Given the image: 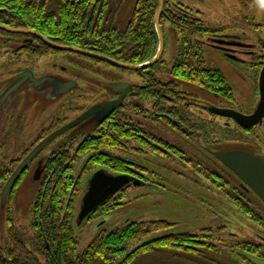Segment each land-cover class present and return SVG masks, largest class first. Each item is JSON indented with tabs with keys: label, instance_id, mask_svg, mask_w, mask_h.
<instances>
[{
	"label": "trees",
	"instance_id": "obj_1",
	"mask_svg": "<svg viewBox=\"0 0 264 264\" xmlns=\"http://www.w3.org/2000/svg\"><path fill=\"white\" fill-rule=\"evenodd\" d=\"M159 3L160 0H0V22L2 20L11 27L26 25L42 31L47 39L57 37L58 40L54 41L62 44L99 53L122 63L139 65L151 61L158 51L155 17ZM180 6L190 10L178 0H165L161 17L163 29L169 24L182 33L181 43L184 46L179 58L173 64L162 58L153 67L139 72L147 77L150 98L159 107L158 112L164 115V120L154 116L149 121L150 124L165 125L164 135L161 136L164 139L158 138L153 129H148L149 135L145 134L140 126L132 136L125 134L120 128L125 123L119 122L116 137L110 127L104 137L94 140L102 143H83L75 155L62 151L57 159L49 163L55 172L43 178L34 203L32 226L36 237L32 247L29 248L22 234L12 227L9 229L7 249L0 245V264H234L220 249L224 240L210 235L213 229H206L202 235L167 233L175 226L168 220L130 222L114 231L103 232L82 254H77L74 249L78 242L70 226L72 219L69 215L64 216V211L65 205L72 206L81 192L82 176L76 178L73 175L80 159L88 157L84 174L106 167L114 176L128 173L135 176H129L131 184L121 190L120 193H125L119 200L121 202L128 198L126 193L135 186L133 181L140 180L139 186L148 185L152 176L156 175L155 170L149 169V163L154 164L149 156L157 155L168 163L172 162L171 158L185 160L188 157L189 164L195 162L185 144L197 146L198 151L209 156L207 165L211 176L206 175L205 178L208 181L212 179L215 185L222 188L230 201L264 232L262 205L251 195L263 206L264 203L215 155L198 143L201 138L206 145L216 147L221 143H234L230 141L233 138L249 143L254 137L237 127L228 128L221 124L220 119L223 118L213 112L207 117L197 114L193 109L195 100L189 99L191 96L178 87L176 82L209 86L224 93L225 97H234L220 70H206L203 65L193 63L192 38L219 30L208 28L200 16H185L186 11ZM159 74L164 79L165 97L162 98L157 95L158 86L162 83L158 79ZM211 82L212 86L209 85ZM175 91H180L179 108L170 104ZM223 170L240 181V188L233 187V181L225 179ZM161 178L168 180L166 175ZM159 186L162 187L163 183ZM114 201L112 196L100 207L114 211L117 208ZM261 237L259 242L238 239V245L235 244L236 251L247 257L250 264H264V235ZM40 255L45 258L44 263H41Z\"/></svg>",
	"mask_w": 264,
	"mask_h": 264
},
{
	"label": "flooded vegetation",
	"instance_id": "obj_2",
	"mask_svg": "<svg viewBox=\"0 0 264 264\" xmlns=\"http://www.w3.org/2000/svg\"><path fill=\"white\" fill-rule=\"evenodd\" d=\"M237 1L238 4L242 6L241 3H243V0ZM181 9L184 8L181 7ZM188 9L190 10L184 9V11H186V13H184L185 16L192 18L200 16V14L195 13L191 8L188 7ZM6 24L1 20L0 25L33 33H10L0 29V181L2 182L0 187L2 188V194L8 181L20 165L51 135L81 119L94 106L105 105L109 102H116L121 99L123 92H113L108 86L125 83L131 86V88L129 87V92L125 93L121 104L110 114L104 118H101V115L89 116L75 127L51 140L40 150L21 172L9 192L8 199L13 201L9 203V215H11V211H18V207L13 206L16 200L12 197L17 195V192L23 187L26 181L29 182V180H32L34 183L38 184L44 177L50 176V172H55V169L52 171L49 167V163L53 159H57L62 151L71 153L70 149L62 150L60 148H70L78 142H80V146L90 141L97 144L102 143L94 140L104 137L110 127L113 128L112 134L116 137V129L118 124H120L119 122L125 123L120 127L125 134H130L132 136L140 126L145 134L149 135L148 129H153L154 132H156L155 134L158 135L155 136L164 139L161 136L164 135L165 125L162 124L158 126L154 123L150 124L149 122L154 116L164 120V115L158 112L159 107H157V104L150 98V84L148 83L147 77L136 72L143 79L144 82L142 84H136L129 80L117 79L116 77H113L111 80H95L91 82L89 79L92 77L86 78L83 73H78L76 71L70 72L65 64L72 61L73 65L76 63L77 67L85 71L86 64L96 67V65L104 64V62H98L99 60L88 58L76 52L55 49L34 34L38 33L46 37L44 33L38 29H30L26 27V25L11 27V25ZM253 28L256 33H260L264 25L262 23H255ZM221 32L222 31L219 30L218 32L205 33V35H202L205 36L204 38H201V36L192 38L191 44L195 52L193 54V56H195L193 63L196 66L199 64L203 65L206 70L213 69V67L206 64V60L203 56L204 46L207 44L220 51L229 61V65L235 64L238 65L239 68L243 66L246 70H251L253 72L252 74H255L254 103L246 109V101H241L227 74L225 72L223 73L221 70L230 90L234 93L233 99H230L228 96H223L224 93L222 94V92L214 91V89L209 86L204 87L196 84L176 83L179 88H183L191 96L189 99L195 100L193 109H195L194 111L197 114L200 113L202 117L209 116L214 108L234 110L246 115L254 114L261 101L260 81L264 70V38L260 37L257 39L259 40L258 43L252 44L247 43L246 40L248 37L245 34L246 37L240 35L227 36ZM50 39L48 40L58 45L73 46L54 41L58 40L57 37H50ZM203 39L207 41L204 42ZM183 46L184 44L179 43L177 47V57L173 63L179 58ZM162 58L164 60V57ZM109 66L113 67L111 65ZM113 68L120 69L117 67ZM252 74H250L251 77ZM14 79H16L15 84L17 83L18 86L14 91L8 92L11 90L10 87ZM158 79L162 83L158 86L157 95L159 98H162L165 97L164 79L160 74L158 75ZM67 82L74 83V85L72 84L71 87L64 90V84ZM87 85H90V87L94 89H100L105 94L104 98H100V100L96 101L94 95L89 93L86 94ZM209 85L212 86L213 83L211 82ZM176 87L177 86H175V88ZM195 87L200 88L204 97H199L198 94L193 93L194 89H196ZM176 93H174L175 96L173 99L170 98V100H173V102L170 101V104L174 106V108H179L181 106L180 91ZM159 98L157 99V103H159ZM222 118L223 120L225 119L224 124L228 128L237 127L243 133H255L256 135L259 131L264 132V120L254 127L245 128L238 125L230 118ZM124 133L121 132V135H124ZM262 139L264 138L258 135L249 143L229 147L223 151L243 150L254 156L264 158V144ZM202 140L203 139L200 138L198 143L200 144ZM220 145L221 144L216 147H220ZM57 146L59 148L52 150V147ZM11 148L13 152H11ZM39 169L42 170V177L39 181H36L35 177ZM100 171L112 175L106 167H99L95 172L97 173ZM126 175L135 177L129 173ZM52 176H54V174H52ZM36 198L37 196L35 194L34 203L36 202ZM11 206L14 207L13 210ZM1 208L5 210V205L2 207L1 204Z\"/></svg>",
	"mask_w": 264,
	"mask_h": 264
},
{
	"label": "rangeland",
	"instance_id": "obj_3",
	"mask_svg": "<svg viewBox=\"0 0 264 264\" xmlns=\"http://www.w3.org/2000/svg\"><path fill=\"white\" fill-rule=\"evenodd\" d=\"M178 1L187 8H191L195 13L200 14L201 19L208 28L219 29L224 35L247 36V43L252 44L258 43L259 40L257 39L260 37L264 38V28L260 33H256L253 28L255 23H262L264 25V0H243V3H241L242 6L238 4L237 0ZM164 33L166 42L163 57L167 63H173L177 57V47L182 42L183 36L182 33H177L169 24L164 26ZM204 37L201 36V38ZM203 40L204 42L207 41L206 39ZM203 56L208 66L217 68L227 74L238 97L241 101H246V109L250 107L255 100V95L253 94L255 90V74H252L253 72L251 70L247 69V71L245 67L242 66V68H239L235 64H230L232 67L231 72L229 61L213 46L206 44L204 46ZM65 65L69 68L70 72L76 71L83 73L86 78L92 77L89 79L91 82L95 80H111L113 77L129 80L136 84H142L144 82L136 72L116 69L106 64H98L96 67L86 64L85 71L77 67L76 63L73 65L72 61ZM250 74H252V77ZM87 93L94 95L96 101L105 96L100 89H94L90 85L86 86ZM193 93L198 94L199 97H204L200 88L194 89ZM224 120L220 119L223 125H225ZM251 135L254 138L258 135L264 138V132L261 131L257 135L255 133ZM175 140L179 141L177 139ZM262 140L264 144V139ZM230 141L234 143H221L220 147L216 148L224 150L243 144L242 141L240 142L236 138ZM185 145H187L188 151L195 159V162L189 164L188 160L190 158L188 157L185 159L187 161L180 160L179 158H171L172 162L168 163L165 158L157 155L149 156L154 163H149V169L150 171L155 170L156 177L152 176L153 179L148 185L139 187L132 186L126 193L128 198L121 202L119 200L123 195L125 196V193L118 192L113 196L115 198L113 204L117 207L114 211H107L105 208L99 207V210L97 209L98 211L95 210L81 224H78L77 218L81 211L82 199L87 191L89 181L97 170L95 169L84 174L83 169L87 165L88 157L80 159L73 175L76 178L82 176L81 192L72 206L65 205L66 210L64 211V216L69 215L72 219L70 226L78 242V246L74 248L77 254L84 253L95 238L103 234V232L114 231L126 226L130 222L168 220L175 224V226L167 233L191 232L201 233L202 235V232L207 231L206 229H213L210 235L224 240L222 243L223 246L220 249L227 259L233 261L234 264H250L247 257L236 251L237 247L235 244L238 245V239L241 241L253 240L259 242L262 240L261 236L264 235V232L258 224L253 222L230 201L228 195L223 192L224 190L222 188L215 185L212 179L210 181L206 179V175L211 176V171L207 165V159H210L209 156L198 151L197 146ZM79 146L80 142L70 148L60 149H70L71 154L75 155L79 150ZM57 148L59 147H52V150H56ZM10 150L13 152L12 148ZM223 172L225 173L226 180L233 181V187L240 188L241 183L234 175L229 174L226 170H223ZM165 175L168 180L161 178V176ZM159 183H163V186H159ZM40 189L41 181L38 184L32 180H29V182L26 181L23 187L17 192V195L13 197L16 200L13 206L18 207V211H11V215H15L13 219L8 213L9 203L13 202L12 200L7 198L5 210L1 208L2 188L0 187V245L3 249H7L9 229L12 227L22 234L29 248L32 247L34 237H36V231L32 226L34 197L35 194L38 196ZM251 196L254 201L262 205L260 210L264 214L263 204L253 195ZM116 203H120V205L118 206ZM13 206H11L12 210L14 209ZM107 213H110V215ZM223 227L225 229L220 231L219 229ZM39 259L41 263H44L45 258L43 256L40 255Z\"/></svg>",
	"mask_w": 264,
	"mask_h": 264
},
{
	"label": "water",
	"instance_id": "obj_4",
	"mask_svg": "<svg viewBox=\"0 0 264 264\" xmlns=\"http://www.w3.org/2000/svg\"><path fill=\"white\" fill-rule=\"evenodd\" d=\"M165 8V0H160L158 11L155 17V28L159 39V47L157 54L155 57L146 63L139 65H130L126 63H122L111 59L107 56L101 55L99 53L91 52L88 50H84L81 48H76L73 46H62L55 44L49 41L46 37L41 34L34 33L38 37H40L43 41L49 44L51 47L62 50V51H71L76 52L81 55H84L88 58L99 60L106 64H109L113 67H117L123 70L140 72L146 70L148 68L153 67L157 64L163 57L165 51V36L161 26V17ZM1 30H5L10 33H33L24 30H18L14 28L7 27L5 25H0ZM16 79L13 80L11 87L8 92L14 91L18 84H15ZM15 84V85H14ZM72 84L67 82L64 87V90H67L68 87H71ZM112 89L113 92H123L121 99L116 102H109L105 105H97L94 106L86 115H84L81 119L71 123L70 125L64 127L63 129L55 132L51 135L47 140H45L42 144H40L32 154L20 165L14 175L8 181L3 194L1 204L4 207L5 202L8 198L9 192L15 182L17 181L19 175L27 166V164L40 152L41 149L44 148L46 144H48L51 140L56 138L57 136L63 134L69 129L75 127L84 119L88 118L91 115L98 116L101 115V118H104L108 114H110L116 107H118L126 92H129V84H114L108 86ZM260 91H261V101L258 109L254 114L246 115L234 110L229 109H221L214 108L213 112L216 115L221 117L230 118L234 120L238 125L251 128L258 124H260L264 120V70L261 76L260 81ZM200 145L210 154L215 155V157L224 164L227 168H229L240 180H242L250 189L261 199L264 203V158L254 156L247 151L243 150H233V151H223L220 149L213 148L205 144L202 140ZM42 177V170L37 171V175L35 177L36 181H39ZM132 180L127 175L114 176L111 174H107L104 171L97 172L93 175L92 179L89 181L87 191L82 199L81 211L78 217V224H81L88 216H90L96 209H98L101 205H103L109 198L120 192L126 186L131 184ZM135 186H139L140 182L135 180L133 181Z\"/></svg>",
	"mask_w": 264,
	"mask_h": 264
}]
</instances>
